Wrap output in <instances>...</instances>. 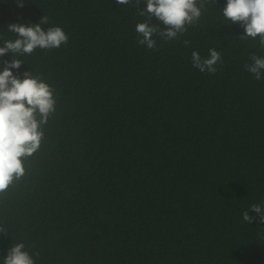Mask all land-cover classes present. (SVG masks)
<instances>
[{
	"label": "trees",
	"instance_id": "1",
	"mask_svg": "<svg viewBox=\"0 0 264 264\" xmlns=\"http://www.w3.org/2000/svg\"><path fill=\"white\" fill-rule=\"evenodd\" d=\"M216 2L177 40L154 36L157 51L115 0H0L6 38L44 15L69 38L12 70L40 75L57 103L0 192V264L16 242L35 264H264V223L243 220L264 205V79L244 70L264 49ZM212 48L223 63L201 73L191 54Z\"/></svg>",
	"mask_w": 264,
	"mask_h": 264
},
{
	"label": "clouds",
	"instance_id": "2",
	"mask_svg": "<svg viewBox=\"0 0 264 264\" xmlns=\"http://www.w3.org/2000/svg\"><path fill=\"white\" fill-rule=\"evenodd\" d=\"M116 4L129 5L136 9L139 16L145 17L136 25L137 43L148 49L159 50L154 36L165 42L177 40L187 32V26H194L208 3L217 5L216 0H115ZM17 7L25 6L24 0H15ZM141 5H144L141 7ZM222 17L243 29L241 41L258 38L259 47L264 49V0H226L220 7ZM153 20L156 21L153 23ZM49 23L44 15L39 23H10L6 31L14 35L8 39L0 33V57L11 54V61H4L0 71V192L8 188L14 180H19L25 172L24 159L32 156L41 145L44 133L41 126L47 124L49 117L56 111L54 89L40 75L25 71L15 75L25 64L21 57L31 55L36 49H58L68 43V36L59 26L46 30L42 25ZM164 27L161 28L160 25ZM185 46L191 41L184 40ZM251 63L244 70L259 81L264 79V55L250 56ZM192 66L201 73L215 74L217 65L222 64V55L216 49H209V56L202 58L197 51L191 54ZM39 117V119L37 118ZM256 216L249 211L243 213V220L249 224L258 218L264 223V205L250 206ZM5 229L0 227V233ZM23 242L14 243L3 257L2 264H35L34 256ZM38 256V253L35 254Z\"/></svg>",
	"mask_w": 264,
	"mask_h": 264
}]
</instances>
